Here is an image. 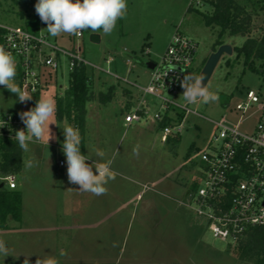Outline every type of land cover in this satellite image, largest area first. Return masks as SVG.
Segmentation results:
<instances>
[{"label":"rangeland","instance_id":"obj_1","mask_svg":"<svg viewBox=\"0 0 264 264\" xmlns=\"http://www.w3.org/2000/svg\"><path fill=\"white\" fill-rule=\"evenodd\" d=\"M237 1L255 10L254 37L261 36L264 0ZM36 3L37 0H0V25L25 29L29 17L37 15ZM212 12L210 5L199 0H127V15L118 20L110 35L86 30L80 39L69 34L52 37L45 30L46 24L39 25L38 33L47 35L52 44L68 52L77 53L79 49L80 56L94 67L90 70L95 97L86 105L82 132L84 154L94 162L112 160L115 178L112 185H106L107 194L95 196L85 192L80 196L72 190L55 192L56 185L62 187V180L48 181L38 176L36 161L40 153L54 161H66L64 153L50 145L61 148L62 128L73 125L54 116L50 130L55 138L49 144L46 139L32 142L29 151H23L22 170L16 176L21 192V218L9 224L18 230L0 231V238L10 250L5 258L0 255V264H23L25 257L35 264L39 256L45 255L55 256L59 264H259L239 260L233 245L214 238L206 218L194 211L193 200L205 177L198 155L213 143V123L253 134L261 116L264 73L250 68L236 51L247 38L229 33L222 36L233 53L221 57L207 83L218 95L217 101L197 100L188 104L182 97L183 88L176 96L168 95L192 112L185 115L180 136L168 140L157 123L145 120L124 125L125 114L141 95L132 84L148 86L151 70L146 64L160 62L174 35L196 44L189 74L200 75L221 32L219 27L207 23ZM92 35L99 37L98 43L91 41ZM59 63L56 72L41 70L46 87L36 95L38 99H53L55 108L71 77L69 58L60 56ZM259 67L256 62L258 70ZM111 86L115 87V97L101 103L99 94L107 93ZM125 90L133 93L134 99L127 100ZM247 91L257 93L261 102L243 114L236 110V105L245 99ZM148 99L152 112L158 111V101ZM22 111L26 108L18 96L0 86V116ZM174 112L185 114L179 108ZM134 148L138 155L133 154ZM96 149L103 150L105 156L98 157ZM92 205L103 206L106 211L93 215L86 210V214L71 213L73 208L87 209ZM83 222L96 224L91 228H74ZM62 224L71 228L49 230ZM62 250L66 255H60Z\"/></svg>","mask_w":264,"mask_h":264},{"label":"built area","instance_id":"obj_2","mask_svg":"<svg viewBox=\"0 0 264 264\" xmlns=\"http://www.w3.org/2000/svg\"><path fill=\"white\" fill-rule=\"evenodd\" d=\"M40 25L45 23L40 21ZM76 37L80 39L83 34ZM0 47H4L15 57L16 83L32 95L31 100L23 103L26 111L31 109L34 97L46 87L41 70L56 72L60 67V56L69 58L70 71L80 64L94 68L80 56L79 49L77 53L65 51L52 44L47 35L34 34L19 27L0 25ZM196 49V44L190 39L179 34L172 37L164 56L151 69L148 86L140 88L132 84L139 89L141 95L125 114V125L143 120L159 125L168 119L170 124L160 128L164 136H180L183 121L179 123L181 114L174 112V109L183 110L184 118L192 112L172 98L169 99L168 95L176 96L181 91V81L184 75L189 74ZM169 65H175V70L167 72ZM148 97L158 101V111L152 112ZM260 102L257 93L247 91L245 99L236 105V110L244 114L253 104ZM213 124L216 129L213 143L198 155L204 165L205 177L193 194L196 203L194 211L206 218L208 229L214 238L236 245L250 228H264V105L253 134L243 133L236 127ZM0 126V139L16 141L15 132L20 129L26 131L19 114L0 116ZM86 163L94 162L88 160ZM66 164L65 160H60L58 166L63 168ZM1 184L15 190L17 178L14 175L0 177Z\"/></svg>","mask_w":264,"mask_h":264},{"label":"clouds","instance_id":"obj_3","mask_svg":"<svg viewBox=\"0 0 264 264\" xmlns=\"http://www.w3.org/2000/svg\"><path fill=\"white\" fill-rule=\"evenodd\" d=\"M35 11L47 25L45 30L52 37L61 34L79 36L86 30L110 35L115 30L118 20L124 19L127 15V0H37ZM175 68V65H169L167 72ZM16 76L15 57L4 47H0V86L16 94L20 103H26L32 99V95L21 89L16 83ZM204 79L203 75H184L181 81V87L184 89L182 97L188 104H194L197 100H202L203 103L218 100V95L210 90ZM55 111L54 100L41 97L33 108L19 113L22 123L26 126V131L20 129L15 132L14 139L20 149L27 152L30 143L46 139L49 144V141L55 138L50 130ZM62 129L64 134L62 151L66 157L69 183L78 185L77 190L81 192L95 196L107 194L106 185L115 178V172L111 167L113 161L86 163L89 157L81 152L82 137L79 129L70 125ZM95 151L98 157L105 156L103 150ZM133 154L138 155L137 149H133ZM0 255L4 258L10 255L3 238H0ZM60 255L64 256L66 253L62 250ZM23 264H30L27 257ZM35 264H59V261L55 256L45 255L39 256Z\"/></svg>","mask_w":264,"mask_h":264},{"label":"trees","instance_id":"obj_4","mask_svg":"<svg viewBox=\"0 0 264 264\" xmlns=\"http://www.w3.org/2000/svg\"><path fill=\"white\" fill-rule=\"evenodd\" d=\"M212 7L213 12L207 17L209 26L220 28V36L213 52L224 45L222 36L225 33L240 35L247 38L245 45L236 49L238 56H244L245 63L252 69L264 73V33L254 37L256 12L246 4L237 0H199ZM263 9V8H262ZM40 17L30 16L25 30L37 34L39 31ZM256 62L260 64L259 70ZM91 68L82 64L76 65L71 71L70 84L65 95L57 99L55 116L58 120L66 119L74 128L82 132L86 119V105L93 100V80ZM115 97V87L111 86L107 93L99 94L101 103L109 102ZM38 101L35 96L32 101L33 108ZM184 114L179 116V123L183 121ZM170 124L165 119L159 124L162 128ZM23 166V150L17 141L0 139V177L7 175L17 176ZM21 194L18 189L10 190L6 187L0 189V231L14 229L10 222L19 221L21 218ZM234 246L236 256L241 261H256L264 264V228H250Z\"/></svg>","mask_w":264,"mask_h":264},{"label":"crops","instance_id":"obj_5","mask_svg":"<svg viewBox=\"0 0 264 264\" xmlns=\"http://www.w3.org/2000/svg\"><path fill=\"white\" fill-rule=\"evenodd\" d=\"M124 96L126 97V99L127 100H131V99H134V95H133V93H131V92H129L128 90H125L124 92ZM126 100V101H127ZM134 102H135V100H134ZM133 102V103H134ZM125 123V122H124ZM125 125V124H124ZM129 126H131V125H129ZM170 138H168V140H169ZM83 141V140H82ZM50 147L51 148H54V149H60V151H62L61 149H62V147L60 148V146L59 145H50ZM63 152V151H62ZM81 152H82V154H84L85 153V149H84V145H83V143L81 144ZM38 159H37V165H38V169H37V171H36V173L37 174H39L38 176H40V178H45V179H47L48 181H49V179H54L55 181H60V180H62L63 182H62V187L60 188L59 186H55V192H57L59 189L61 190V191H66V192H68V191H70V190H72L73 192L74 191H76L77 192V194L78 195H80V196H82L85 192H81V191H79V190H77L78 189V185H76V184H71V183H69V181H68V176H67V164H66V166L65 167H63V168H61V167H59L58 166V163H59V161L60 160H65V159H63V158H59L58 160H53L52 158H50V157H45V155H44V153H40V155H38V157H37ZM94 162V161H93ZM51 177V178H50ZM38 179V178H37ZM45 179H43V180H45ZM110 183H112V181H109V183L107 184L108 185V187L110 186V185H112V184H110ZM72 185V188L70 187ZM18 187H19V184H18V181H17V189H18ZM71 188V189H70ZM19 191V190H18ZM20 192V191H19ZM110 192H112V191H110ZM53 193V195H54V192H52ZM20 194H21V192H20ZM64 193L62 192V195H63ZM89 195H92L91 193H88ZM137 198H139V195H137L136 196ZM78 210V211H77ZM84 210H86L87 211V213H88V215L90 214V215H93V213L95 214H100V213H104L106 210L103 208V206H95V205H92V207H88L87 209H84L83 207H80L79 209L78 208H73L72 209V211H71V213L72 214H75V213H81V214H86L85 212H84ZM89 210V211H88ZM91 219V218H90ZM98 220H99V218H98ZM94 221H97V219L96 220H94ZM100 223V222H99ZM96 223L95 222H93V223H88V222H83L82 224H80V225H78V226H74V228H77V229H84V228H88V227H93L94 225H95ZM71 227H69V226H66V225H64V224H62V225H59V226H52L51 228H49V230H58V229H60V230H68V229H70ZM14 230L16 231V230H18L17 228H14Z\"/></svg>","mask_w":264,"mask_h":264},{"label":"water","instance_id":"obj_6","mask_svg":"<svg viewBox=\"0 0 264 264\" xmlns=\"http://www.w3.org/2000/svg\"><path fill=\"white\" fill-rule=\"evenodd\" d=\"M91 41L93 43H98L99 42V37L96 35H92L91 36ZM233 53L232 48L229 45H222L220 46L217 51L213 52L210 57L208 58V60L206 61V64L203 68V70L201 71L200 75H203L205 77L204 79V83L207 84L209 79L211 78L213 71L215 69V67L217 66L219 60L221 59V57L224 54H229L231 55ZM146 67L151 70L154 68V63L152 62H148L146 64ZM28 102V101H27ZM4 188V185L1 184L0 185V189Z\"/></svg>","mask_w":264,"mask_h":264}]
</instances>
